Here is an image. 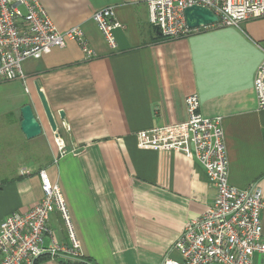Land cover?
I'll return each instance as SVG.
<instances>
[{
	"label": "crops",
	"instance_id": "0c3cea01",
	"mask_svg": "<svg viewBox=\"0 0 264 264\" xmlns=\"http://www.w3.org/2000/svg\"><path fill=\"white\" fill-rule=\"evenodd\" d=\"M40 2L59 30L79 27L95 56L87 59L70 40L27 58L24 79L0 82V222L43 197L44 169L62 191L83 254L75 261L46 253L34 264H161L167 255L178 257L172 246L215 189L195 157L142 148L137 134L186 121L191 94L199 96L204 116L223 118L230 184H257L264 192V109L254 88L264 59V16L165 38L149 20L147 0ZM107 6L121 23L115 49L92 18ZM26 104L43 128L33 138L21 128ZM50 227L60 244L71 245L58 211ZM256 264H264V254Z\"/></svg>",
	"mask_w": 264,
	"mask_h": 264
},
{
	"label": "built area",
	"instance_id": "2783aa9c",
	"mask_svg": "<svg viewBox=\"0 0 264 264\" xmlns=\"http://www.w3.org/2000/svg\"><path fill=\"white\" fill-rule=\"evenodd\" d=\"M149 20L165 38L195 32L188 25L187 7L199 5L212 10L214 26H237L244 20L264 16V0H147ZM93 20L113 49L117 47L115 29L121 26L114 6L96 11ZM78 41L87 59L95 56L79 27L65 31L53 23L40 0H0V82L24 79L23 62L41 58L53 48ZM254 88L258 107L264 109V59L258 67ZM186 121L157 127L137 134L142 148H167L195 157L215 189L214 199L203 214L191 220L178 236L161 264H256L264 254V192L257 184L237 188L229 182V161L221 116L206 117L200 111L197 94L185 98ZM56 143L61 153L65 142ZM43 197L26 212H13L0 222V264H34L43 254L83 257L69 208L58 183L46 170L40 171ZM58 211L71 245L60 244L50 227V217ZM50 237L46 246L44 241Z\"/></svg>",
	"mask_w": 264,
	"mask_h": 264
},
{
	"label": "water",
	"instance_id": "95a60500",
	"mask_svg": "<svg viewBox=\"0 0 264 264\" xmlns=\"http://www.w3.org/2000/svg\"><path fill=\"white\" fill-rule=\"evenodd\" d=\"M186 20L190 27L195 28L199 26H207L212 25L218 21V16L209 8L193 5L187 7L185 10ZM157 32L161 34L159 28H157ZM1 61V59H0ZM37 91L39 97L41 99L43 109L49 121L51 128L56 131L57 129V122L55 120L54 114L49 106L47 98L44 92L41 90L40 86L37 85ZM22 113V122L21 128L24 134L28 138H33L40 135L43 132L42 125L34 111V108L31 104H26L21 108ZM61 115H64V112H61Z\"/></svg>",
	"mask_w": 264,
	"mask_h": 264
}]
</instances>
